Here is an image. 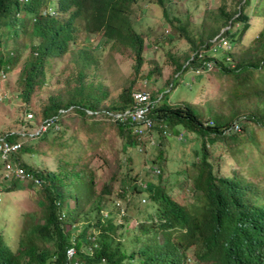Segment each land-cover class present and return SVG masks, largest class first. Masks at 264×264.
<instances>
[{
  "label": "trees",
  "instance_id": "trees-1",
  "mask_svg": "<svg viewBox=\"0 0 264 264\" xmlns=\"http://www.w3.org/2000/svg\"><path fill=\"white\" fill-rule=\"evenodd\" d=\"M131 1L133 0H49L56 9H53L52 14L42 15L38 9V0H0V70L7 69L9 62L18 59L16 53L19 43L14 46L17 48L10 50L2 43L3 37L23 36L27 33L32 18L31 33L37 34L40 38L37 46L38 55L29 58L28 68L24 71V76L19 79V81L23 80V91L30 90L32 78H34L33 84L37 80L41 81L43 64L53 58V55L68 50L71 41L80 42V45L74 49L83 48L86 35L93 36L95 33H100L111 42L117 43L119 47L122 46L121 44L130 46L135 53L134 72L130 75V84L124 85L119 97L112 98L108 104L102 103L105 93L100 74L92 80H86L81 70L74 71L75 76L72 77L73 71H64L62 88L58 93L48 94V102L41 108L43 119L47 120L56 115L59 108L73 104L81 122L86 120L88 125L87 144L81 148L75 147L72 152H68L67 157H57V169H50L48 166L37 167L23 161L21 158L23 151L30 150L34 155L35 152L42 150L39 147L20 143L16 149L9 152V158L20 160L18 161L20 165L41 181L37 183L30 178L27 183L22 184L23 179L12 177L7 181L8 186L1 187L2 193L15 191L21 185H29L36 196L31 198L41 201V206L39 209H33L34 214L30 219L29 229L25 236L20 237L16 250H9L2 246L0 241V264H74L75 257L67 258L65 254L69 246L76 248L77 255L84 264H187L185 251L191 246L200 261L223 264L220 254L202 248L187 234L175 233L170 229L192 218L193 203L189 206L182 204L174 199L175 197L164 184L152 181L150 178L138 177V174H130L132 157L127 156L124 160L119 157L117 168L108 182L97 189L99 183L95 171L89 165L87 149L98 143V138L107 128L118 130L124 138L125 148L137 143L129 130L130 125L98 117V114L105 115L106 112L132 105L130 89L138 75H142L138 71L145 62L142 53L144 43L142 36L130 22ZM157 1L161 3L163 13L167 15L166 0ZM250 1L232 0L228 7L224 3L220 4L215 9V21L219 19L221 21H216L209 27L204 26L197 36L190 37V43L196 48L192 57L186 55L183 60L179 57L172 58L173 68L176 71L182 68L184 61L188 62L183 69L189 64H193L195 68L213 57L215 63L206 78L215 73L211 70L216 67V73H225V78L229 81V72L237 69L235 85L231 87L227 85L224 90L228 99L227 101L225 97L228 103L226 110L229 111L225 113L223 109L209 106L208 113H205L192 103L188 101L186 103V100L175 105L170 104L164 97H160L152 109V112H156L155 122L165 124L161 126L162 130L169 127L173 132H178L182 129L180 125L187 130L185 135L191 143L190 151L197 157V159L193 157L190 163L197 168L193 186L194 200L199 204L207 201L210 182L214 177L229 188H234L237 184L236 178L230 176L226 178L214 173L213 169L218 163V157L233 152L239 157L240 150L248 145L254 149L264 147V26L246 47H242L238 52L232 48L233 43L236 44L251 25L249 21L251 16L245 11ZM259 3L264 4V0H260ZM253 10L256 13L255 5ZM236 23L241 25L234 30ZM227 24L229 28H224L222 33L227 37L230 45L212 51V37L218 33L216 31L220 25L221 28ZM210 28L216 33L204 40L203 35L207 34ZM184 31V36L187 37L189 30L185 28ZM197 49H202V55H199ZM82 51L88 53L86 49ZM245 64L247 67L242 69ZM256 69L260 70L261 75L256 73ZM198 74L204 76L205 73L202 71ZM54 120L57 121L53 118L52 121ZM51 122L46 129L54 125ZM43 138L49 139L47 135ZM18 140L19 136L16 132L0 133V146L4 143L8 145L18 143ZM141 148L148 149L146 145ZM159 150L161 151L160 148ZM74 153H76L75 159ZM69 157L70 161L89 167L92 173L89 180L84 169L76 171L75 168L67 169L61 163V160ZM117 180L120 181L115 188L114 183ZM142 192H147L148 204H132L137 194L141 202H146V197L140 195ZM68 197L74 199L73 206H66ZM106 199L108 203L104 204L103 201ZM118 199L126 200L121 212ZM217 216L215 210L208 208L207 214L201 220L205 223L217 219ZM226 217L231 220V213H227ZM136 219L140 220L138 224L134 223ZM228 220L226 225L230 228L233 222ZM74 226L78 228L76 233L71 231ZM32 231L34 233L30 235ZM151 231L160 234L161 237L157 256L147 257L145 251L141 249ZM34 235L43 237L35 241ZM138 243L141 244L138 246ZM87 246L89 249L85 248Z\"/></svg>",
  "mask_w": 264,
  "mask_h": 264
},
{
  "label": "rangeland",
  "instance_id": "rangeland-1",
  "mask_svg": "<svg viewBox=\"0 0 264 264\" xmlns=\"http://www.w3.org/2000/svg\"><path fill=\"white\" fill-rule=\"evenodd\" d=\"M231 1L232 0H166L165 6L168 9L167 15L162 14L161 8L156 5L155 0L132 1L130 3V22L143 38L144 47L142 53L145 59V62H143V65L139 69L142 75L137 77L135 86L143 87L142 85L148 86L151 83L154 85V88L163 87L162 89L165 90L172 86L170 81H173V88L168 92L165 91L166 93L163 96L170 104H177L184 100H186L187 103V100L191 99V102H200L199 105L208 101L206 105L204 104L207 112L212 103L217 108L220 109L221 106V108L226 110V94L224 90L227 85H229V87L235 85L237 69L229 72V81H227L225 73H216L215 67L211 70L215 73H212V76L205 81L203 80V75L198 74V72L204 71V75L208 77L209 70L214 64L210 69L204 67L200 71H195L201 67V64L195 68L193 64H189L187 68L183 69V66L186 64L184 61L185 64L181 69L172 71L174 67L172 58L175 59L179 57L180 60H183L186 55H191L192 57L194 54L193 50H196V48L190 43V37L197 36L204 26L209 27L210 24H214L216 21L220 22L221 19L215 21V9L222 3L228 7ZM38 2V9L42 15L45 13L52 14L54 12L53 9H56L50 4L49 0H38ZM259 2L260 0H251L250 5L245 8V11L251 16L249 20L251 25L240 40L236 44L233 43L232 48L236 52L241 50L242 47H246L249 41L264 26V4ZM33 4L34 3H32V5ZM253 5L256 6V13H254ZM31 25L32 18L26 34L20 37H15V35L8 38L3 37L4 39L2 40V43L10 48V50L17 48L14 47L16 43H19V48L16 53L18 59L14 62H9L7 69L0 70V133L8 131L17 133L19 140L13 147L21 143L42 149L38 153L35 152L34 155L30 150L23 151L21 158L24 162L27 164L32 163L37 167L48 166L50 169L55 170L58 166L57 157H67L68 152H72L78 144H85L89 135L87 132L88 125L86 120L81 122L80 115L75 110L76 106L73 104L65 108H59L55 115V119L58 123L54 120L51 122L54 125L46 129L49 124L46 123V125H42L45 119L41 117V108L48 102V94L58 93L60 88H62L64 84L63 80L65 79L64 71H73L71 74L72 77L75 76L74 71L81 70L86 80H92L100 74L105 93L102 103L108 104L124 87L121 86L122 81L125 79L126 82L129 81L131 75H129V73L135 62V53L130 46L125 45L128 48L126 49L123 46L119 47L117 43L111 41H104L99 46H96L100 33H95L93 36L86 35L84 37L83 48L74 49V47L80 45V42L78 40L75 42L71 41L68 50L61 54L53 55V58L43 64L41 81L38 82V80H35L36 82L33 84L34 78H32L30 80L32 83H30V90L23 91V80L19 81V79L22 75L24 76V71L28 68L29 58L38 55L39 48H37V46L38 42H40L39 36L35 33H31ZM227 25L221 28L220 25L216 32L219 33L222 29L229 28V25ZM240 25V23H236L233 29L236 30ZM9 27L12 28V26ZM185 28L189 30V35L187 37L184 36ZM214 33L212 28H210L207 34L203 35V39L210 38ZM223 45L228 47L230 42L226 40V42L221 45H212L211 49L212 51H216L215 49ZM83 49H86L88 53L83 52ZM198 51L199 55H202V49ZM209 59L214 58L211 57ZM120 62H127L129 65H120ZM245 67H247V64H245L242 69ZM152 68L153 70L151 71ZM159 69H161V71ZM255 71L257 74L261 75L260 70L256 69ZM169 82L170 84L168 85ZM136 87L132 86L130 93H132ZM154 88L150 89L153 90ZM229 94L232 95V93ZM153 95L158 97V95H160V90L153 92ZM98 117L99 119L102 117L108 118L113 122L127 123L130 125L129 130L137 141V145L141 143L145 144V126H143V131L138 132L135 130V124L131 121L116 120L112 115H109V112H106L105 115L98 114ZM116 132L119 133L115 128H107L104 134L98 138V143L100 142V144L98 145V143H95L92 147L87 149L89 165L95 171V176L99 183L97 186L98 190L103 183L108 182V179L116 170L118 158H123L124 156L122 152H115L122 138ZM44 135H47L49 139L45 140L43 138ZM58 141H62V143H58ZM161 143L164 147L168 145L174 147L175 145V153L158 154V149L156 147L155 151L150 149L144 153V157H151V160L155 162H162L166 169L184 168L185 172L183 171L175 176L150 175L145 172L147 171L146 165L149 162L146 163V161H143L139 152H133L134 159L136 158L135 170L140 172L138 177L144 179L150 178L152 181L164 184L173 197L185 204H189L193 197L194 188L192 184L194 165L190 163V160L193 157L197 159L190 151V140H187L183 144L182 141H178L177 139L170 142L161 139ZM240 151L241 156L239 157L235 156L234 152L233 154H229L228 170H226V163L224 161L225 155L223 157H218V163L215 165L214 170L217 173H219V171H229V174L238 173L245 179H249L248 177L257 172V168L250 167L244 159L252 162L258 157L263 164V172L260 178L264 181V147L254 149L251 145H248ZM73 158H76V153L73 154ZM177 158H179L180 161H176ZM15 160L20 161L17 159ZM61 163H63L67 169L75 168V171L77 169H84L87 173V180L92 176L89 167L83 166L78 162L70 161V157L61 160ZM0 168L2 169V166H0ZM7 181L8 180H3L2 176H0V241L2 246L7 247L9 250H15L19 246L20 237L22 235L25 236L26 231L29 229V222L34 214L33 209H39L41 201L38 202L37 198H31L36 196L29 185H21L16 188L15 191L2 193L3 189L1 190V185L3 187L8 186ZM21 181L23 184L27 183L28 180L23 179ZM119 181L120 180H117L114 183L115 188L118 187ZM254 183L258 185L262 193L259 200L264 202V183ZM140 195L146 197V202H141L138 199L139 194H137L132 204H148L147 192H142ZM124 202L125 201L121 202V209L124 206ZM103 203H108L107 199L104 200ZM73 205L74 199L68 197L66 206L70 207ZM131 206L132 205H129V207ZM139 222L140 220H134L135 224ZM77 229L78 228L74 226L71 231L76 233ZM126 233H128L127 230ZM42 237L43 236L36 235L34 239L36 241L38 238ZM85 248L89 249V246ZM187 255V262L189 264H200L196 261L190 250H188Z\"/></svg>",
  "mask_w": 264,
  "mask_h": 264
},
{
  "label": "clouds",
  "instance_id": "clouds-1",
  "mask_svg": "<svg viewBox=\"0 0 264 264\" xmlns=\"http://www.w3.org/2000/svg\"><path fill=\"white\" fill-rule=\"evenodd\" d=\"M155 124L156 122L154 121V125L151 128H146V131H149L153 136L150 135V143H156L164 147L161 143V139H165L167 142L173 140L171 129L166 127L162 130L161 126H165L164 123ZM136 128L137 126H135V129ZM136 131L138 130L136 129ZM165 148L164 154L175 153V145L174 147L168 145ZM176 161H180V159L177 158ZM244 161L248 163L250 167L257 168V172L248 177L249 179H245L238 173L229 174V171H219V173H217L213 169L214 173L218 176L236 178L237 184H235L234 188H229L214 177L210 182L208 199L204 204H199L194 200L193 188V197L190 202L193 203L192 218L187 222L177 224L170 228L175 233L187 234V236L192 237L202 248L220 254L223 264H264V202L259 200L262 193L258 185L254 183H264L260 178L263 172V164L258 157L252 162L245 159ZM151 162V164L148 163L146 165L147 171H145L150 175L175 176L183 171L185 172L184 168L166 169L162 162L159 163L154 160H151ZM18 164L20 165L19 162ZM196 169V166H194L192 184ZM138 181L141 182L140 180ZM174 199L179 201L176 198ZM122 201L126 202V200L118 199L119 206ZM179 202L185 204L181 201ZM190 203L185 205L189 206ZM119 208L122 211L121 206ZM208 208L215 210L218 216L217 219L213 221L203 223L201 218L207 214ZM227 213H231V220L227 219ZM61 215H63V213H61ZM227 220L233 222L232 227H227ZM33 233L34 231H32L30 235H33ZM34 237H36V235L33 236V240H35ZM160 237V234L151 231L147 241L143 244V249L139 247L141 250L145 251V256H157ZM140 244L141 243H138V246ZM71 247L74 248L73 256L76 261V263L74 261V264H84L77 255L76 248L74 246ZM188 250L191 251L196 261L200 264H213L211 262L200 261L194 253L193 246L185 251V261L187 264H189L187 262Z\"/></svg>",
  "mask_w": 264,
  "mask_h": 264
},
{
  "label": "built area",
  "instance_id": "built-area-1",
  "mask_svg": "<svg viewBox=\"0 0 264 264\" xmlns=\"http://www.w3.org/2000/svg\"><path fill=\"white\" fill-rule=\"evenodd\" d=\"M224 29H222L216 36L212 37L213 45H221L226 42L227 38L222 33ZM216 50V49H215ZM201 55V54H200ZM214 64V59H209L206 61H203L201 63V67L199 69H196L195 71H200L204 67L207 69H210L211 66ZM149 90L139 91L135 90L132 92V105L126 106L125 108L121 110H113L109 111V114L113 116L114 119L122 120V121H131L133 124L138 125L137 130L139 132L143 131V126L145 128H151L154 125L155 117L154 115L156 112H152V109L155 106V103H158V100L160 96H154L152 97L150 95ZM55 118V116L48 118L47 120L42 122V125H46V123H50L52 119ZM166 131V130H165ZM14 148L13 146H8L5 144L3 151L5 153L6 150ZM6 171L14 173L16 176H19L24 179H34L37 182H40V180L33 176V174L27 170H25L21 165L16 163L15 161H5L4 163ZM6 173V174H8ZM74 253L73 247H68L66 251V257L71 258ZM76 263V261H75Z\"/></svg>",
  "mask_w": 264,
  "mask_h": 264
},
{
  "label": "crops",
  "instance_id": "crops-1",
  "mask_svg": "<svg viewBox=\"0 0 264 264\" xmlns=\"http://www.w3.org/2000/svg\"><path fill=\"white\" fill-rule=\"evenodd\" d=\"M99 1H104V0H99ZM156 1V5H158V6H160V8H161V12H162V14H164L165 15V13H163V11H162V7H161V3H159L157 0H155ZM104 41H110L109 39H107V38H105L103 35H100L99 36V38H98V40H97V42H96V46H99L102 42H104ZM119 43V42H118ZM124 48H126V49H128L127 48V46H125L124 44H121ZM224 46V45H223ZM222 46V47H223ZM219 48H221V47H219ZM218 48V49H219ZM188 62V61H187ZM186 62V63H187ZM120 65H129V63H127V62H120L119 63ZM185 64V63H184ZM143 65V64H142ZM172 71H174V68L172 69ZM134 72V68L132 67V70H131V72L129 73V75L130 74H132ZM139 73H140V71H138ZM138 76H140V75H138ZM203 80H207V78H206V75H204L203 76ZM173 79V78H172ZM136 81H137V79H136ZM136 81L133 83V87H136L135 86V83H136ZM171 83H172V86H173V81H170ZM170 82L168 83V85L170 84ZM126 84H130V81H128V82H126V79L125 80H123L122 81V83H121V86H124V85H126ZM143 87H136V89L135 90H139V91H144V90H149L150 91V95L151 96H155V95H153V92H156L157 90H160V95H158V96H160V97H163L164 96V94L166 93V92H168L169 90H171V89H169V88H167V89H162L163 87H160V88H157L156 89V87L154 88V85H152L151 83L148 85V86H144V85H142ZM150 88H154L153 90H151ZM134 90V91H135ZM166 91V92H165ZM132 94V93H131ZM132 96V95H131ZM115 97H119V93L115 96ZM132 98H133V96H132ZM226 99H227V96H226ZM189 103H192L198 110H201L202 112H204L205 111V113H208L207 111H206V108L204 107V104L206 105V103L208 102H206V103H202V105H199V103H196V102H194V101H192L191 102V99L190 100H187ZM227 101H228V99H227ZM226 102V101H225ZM179 103V102H178ZM176 105V104H175ZM211 106H213V107H216V106H214L213 105V103L211 104ZM227 106H228V103L226 102V108H227ZM208 107V106H207ZM217 108V107H216ZM217 109H219V108H217ZM220 109H223V108H221V106H220ZM219 109V110H220ZM120 110H121V108H120ZM223 111H225V113H227L228 111H229V109H227V110H224L223 109ZM156 124H158V123H156ZM155 124V125H156ZM181 126V130H179L178 132H173L172 130H171V134H172V137H173V140L175 141L176 139L178 140V141H182V143H184V142H186L187 140H189V138H188V136L187 135H185V134H187V130H185L184 129V127L182 126V125H180ZM136 130V129H135ZM117 133V132H116ZM132 133V132H131ZM118 135H120L119 133H117ZM150 132L149 131H146V142H145V144H143V143H141V144H139V145H137V143H136V145H134V146H129V147H127V148H125L124 147V138L122 139H120V145L115 149V152L116 153H119V152H122V153H124V156H123V160L125 159V157H127V156H130V157H132L133 158V164H132V169L130 170V174H133V175H136V174H139L140 172L139 171H137V170H135V166H136V164H135V162H136V158L134 159V154H133V152H139L140 153V156L142 157V159H143V161H146V163H148L149 162V164H151L152 162H151V157L150 158H145L144 157V153H146L147 151H149L150 149H153L154 151L156 150V147H157V149H158V154H161V153H163L165 150H166V148L165 147H162V146H160V145H158V144H156V143H150ZM121 136V135H120ZM152 136V135H151ZM87 137H88V135H87ZM153 137V136H152ZM5 144L6 143H4L3 145H1L0 146V166H2V169L0 168V176H2V179L3 180H9V179H11L12 177H16V175L14 174V173H12V172H9L8 174H6V169H5V165H4V163H5V161H15L16 163H18V161H16L15 160V158H9V152H11L12 150H14V149H16L17 147L15 146L14 148H10V149H8V150H6L5 151V153H4V151H3V148H4V146H5ZM15 144H17V143H14V144H12V145H8V144H6V145H8V146H13V145H15ZM87 144V141H86V143L85 144H78L76 147L77 148H81L83 145H86ZM154 144H155V148H154ZM143 145H146L147 147H148V149L147 150H142V146ZM159 148L161 149V151L159 150ZM77 154H78V152H77ZM149 159V160H148ZM224 161H225V163H226V170H228L229 169V154L228 155H225L224 156ZM142 163V162H141ZM133 171V172H132ZM132 172V173H131ZM224 175V174H223ZM1 187H3L2 185H1Z\"/></svg>",
  "mask_w": 264,
  "mask_h": 264
}]
</instances>
